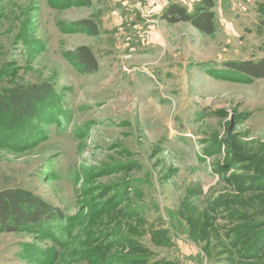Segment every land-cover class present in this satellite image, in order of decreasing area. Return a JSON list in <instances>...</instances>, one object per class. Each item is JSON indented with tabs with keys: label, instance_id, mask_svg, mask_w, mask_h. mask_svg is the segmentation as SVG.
<instances>
[{
	"label": "rangeland",
	"instance_id": "rangeland-1",
	"mask_svg": "<svg viewBox=\"0 0 264 264\" xmlns=\"http://www.w3.org/2000/svg\"><path fill=\"white\" fill-rule=\"evenodd\" d=\"M165 9L142 42L135 0H0V91L54 89L0 133V190L65 215L0 264H264V78L228 67L264 58V0H217L214 35Z\"/></svg>",
	"mask_w": 264,
	"mask_h": 264
},
{
	"label": "trees",
	"instance_id": "trees-1",
	"mask_svg": "<svg viewBox=\"0 0 264 264\" xmlns=\"http://www.w3.org/2000/svg\"><path fill=\"white\" fill-rule=\"evenodd\" d=\"M216 4L217 0H200L194 12L190 13L187 7L172 1L166 5L162 19L172 25L187 22L192 24L197 31L214 35ZM83 25L89 30L96 28L90 20L84 21ZM68 58L73 59L76 66L85 74L94 73L99 69L96 57L89 47L76 48L68 54ZM228 67L242 77L264 78V58L258 62L231 63ZM53 94L54 89L48 83L17 86L10 90L0 91V133L2 137L8 140L15 139L13 137H16L18 141L23 140V134L21 136L16 132L8 134L6 130L23 128V123L31 116L28 107L49 100ZM9 122L11 126L5 127L4 124ZM64 220L65 215L62 211L53 208L38 196L29 194L20 197L10 190H0V233L44 232L53 230L58 223Z\"/></svg>",
	"mask_w": 264,
	"mask_h": 264
},
{
	"label": "crops",
	"instance_id": "crops-1",
	"mask_svg": "<svg viewBox=\"0 0 264 264\" xmlns=\"http://www.w3.org/2000/svg\"><path fill=\"white\" fill-rule=\"evenodd\" d=\"M178 1H180V2L183 1L186 5H189V6H193L194 4L200 3V0H178ZM155 15H156L155 10L152 11L151 14L149 15L148 12L144 8L137 5V17H138V19H140V21H142L140 24L138 22V33H139L140 41L145 42L146 37H151L153 35H154L153 37H155V38L157 37L158 32H156V29H155L157 24H151V23L149 24L150 21L158 23L157 18H155V19L152 18V17H155ZM182 23H185V24L189 25L190 27L194 28L192 26V24H190V23H187V22H182ZM182 23H180V24H182ZM180 24H174V26H178ZM170 25H172V24H170ZM144 31H146V32L150 31L152 35H150V32L146 34Z\"/></svg>",
	"mask_w": 264,
	"mask_h": 264
},
{
	"label": "built area",
	"instance_id": "built-area-1",
	"mask_svg": "<svg viewBox=\"0 0 264 264\" xmlns=\"http://www.w3.org/2000/svg\"><path fill=\"white\" fill-rule=\"evenodd\" d=\"M138 6H142L147 10H156L159 8L166 7V5L176 0H135Z\"/></svg>",
	"mask_w": 264,
	"mask_h": 264
}]
</instances>
